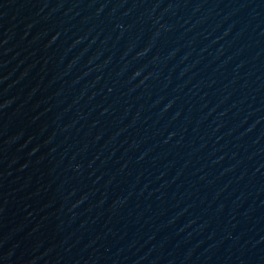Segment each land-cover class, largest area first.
Wrapping results in <instances>:
<instances>
[{"label": "water", "instance_id": "water-1", "mask_svg": "<svg viewBox=\"0 0 264 264\" xmlns=\"http://www.w3.org/2000/svg\"><path fill=\"white\" fill-rule=\"evenodd\" d=\"M0 264H264V0H0Z\"/></svg>", "mask_w": 264, "mask_h": 264}]
</instances>
